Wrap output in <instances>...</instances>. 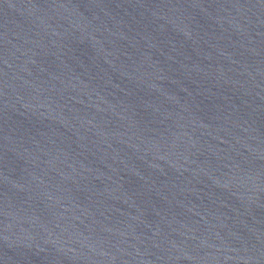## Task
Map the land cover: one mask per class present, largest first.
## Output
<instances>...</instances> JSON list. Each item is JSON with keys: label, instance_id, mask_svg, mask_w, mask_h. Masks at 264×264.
Instances as JSON below:
<instances>
[{"label": "water", "instance_id": "water-1", "mask_svg": "<svg viewBox=\"0 0 264 264\" xmlns=\"http://www.w3.org/2000/svg\"><path fill=\"white\" fill-rule=\"evenodd\" d=\"M0 264H264V0H0Z\"/></svg>", "mask_w": 264, "mask_h": 264}]
</instances>
